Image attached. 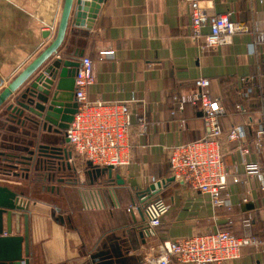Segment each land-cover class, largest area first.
Listing matches in <instances>:
<instances>
[{
  "label": "crops",
  "instance_id": "crops-1",
  "mask_svg": "<svg viewBox=\"0 0 264 264\" xmlns=\"http://www.w3.org/2000/svg\"><path fill=\"white\" fill-rule=\"evenodd\" d=\"M76 2L58 53L63 54L70 42L68 57L79 49L82 57L92 59L95 81L87 89L90 100L143 99L134 110L145 113L148 123L139 134L134 120L129 139L139 147L130 151L129 164L111 174H94L90 168L80 173L77 183L71 171L55 180H44L34 171L29 177L16 176L19 170L0 173V184L22 192L29 202V264H86L97 245L113 235L124 236L132 217L139 218L140 202L132 194L159 180H166V186L148 206L152 219L158 217L160 222L148 220L151 236L131 253L157 264L158 256L176 238L229 229L238 236L253 234L262 243L246 246L238 258L223 264H264V190L260 187L264 177L233 182V175L246 176L238 149L241 141L227 138L234 126H244L251 146L247 159L264 162V142L262 149L253 144L255 126L264 122V0H201L215 13L231 11L237 27L231 41L207 50L191 39L190 7L180 0H104L94 23L84 20V25L74 28ZM63 4L64 0H0V93L54 41ZM47 30L50 34L44 37ZM203 32H209V27ZM109 50L113 54L104 53ZM51 57L0 107V150L7 151L2 148L4 139L13 145L12 137L21 135L5 120L6 106ZM199 77L210 79V91L224 110L219 120L230 206L214 207L208 193L175 180L170 170L167 147L197 140L204 133L199 106L186 105L172 114L173 95L194 91ZM238 103L245 110H238ZM248 120L255 125L247 124ZM75 163L79 170L88 166L80 158ZM117 174L123 183L117 182ZM85 182L90 191L84 201L90 209L61 212L44 199ZM53 209L58 210L56 216H64V222L54 218ZM169 264L181 263L172 259Z\"/></svg>",
  "mask_w": 264,
  "mask_h": 264
},
{
  "label": "built area",
  "instance_id": "built-area-1",
  "mask_svg": "<svg viewBox=\"0 0 264 264\" xmlns=\"http://www.w3.org/2000/svg\"><path fill=\"white\" fill-rule=\"evenodd\" d=\"M190 7L192 17L191 39L199 44L201 50L218 47L231 41L237 32L232 12L215 13L201 0H180ZM209 27V32H203ZM113 54L112 50L104 51ZM95 81L93 61L87 56L81 58V65L75 77V98L77 111L64 131L65 144L62 158H45L42 172L57 175L71 171L80 181V173L90 168L117 169L130 162L129 153L139 145L129 139L134 120L138 123L139 134H143L147 125L145 113L135 112V105L143 99L132 97L128 100H90L87 89ZM196 89L187 94H175L172 97L174 109L184 110L186 105L199 106L204 123L203 136L187 143L167 147L172 177L193 189L210 195L214 207L231 205L228 192L229 171L223 157V129L219 120L223 107L218 98L210 91L211 81L207 77L195 80ZM245 110L243 105H236ZM135 117V119H134ZM247 124L252 125V120ZM255 125V124H253ZM229 140H240L238 149L241 154L246 178L233 175V182L254 181L264 177V162L248 160L251 146L246 142L245 128L234 126L227 134ZM264 142V122L255 126L253 144L262 149ZM142 146V145H141ZM66 154V155H65ZM75 158L91 165L79 170ZM91 171V170H90ZM83 181V180H82ZM264 190V179L260 183ZM159 224V218L151 220ZM6 234V232H4ZM262 243L253 234L238 236L229 229L199 233L179 237L169 242L165 252L157 258V264H169L174 259L181 264H223L236 259L246 246Z\"/></svg>",
  "mask_w": 264,
  "mask_h": 264
},
{
  "label": "water",
  "instance_id": "water-1",
  "mask_svg": "<svg viewBox=\"0 0 264 264\" xmlns=\"http://www.w3.org/2000/svg\"><path fill=\"white\" fill-rule=\"evenodd\" d=\"M104 0H77L74 13V28L94 23ZM74 0H64L63 9L54 41L0 93V107L8 100L23 83L40 68L53 54L48 65L34 76L19 96L6 106L5 120L17 127L13 130L21 133L16 143L7 145L0 150V165H5L1 174H11L19 170L16 176L29 177L31 171L44 180H55L53 174H44L42 166L45 158H62L66 142L64 131L68 128L77 111L75 98V77L81 65L83 52L74 49L67 56L70 42L63 54L58 53L64 42L68 21ZM50 31L43 35L48 37ZM14 126V125H13ZM24 136V137H22ZM21 143V144H20ZM66 155V154H65ZM91 165L90 162L87 163ZM112 168H99L92 172L101 174L112 172ZM90 172V170H87ZM117 182L123 183L120 174ZM59 181L64 182L63 178ZM77 182V181H76ZM166 186V180L151 182L144 189L137 190L134 195L140 202L138 215L132 217V223L125 230V235H113L109 240L97 245L89 253L86 264H150L143 261V255L137 252L141 245H146L147 237L151 236L148 220L152 219L149 202L154 201L160 188ZM22 192H17L7 185L0 184V264H29L30 226L29 202ZM56 220L64 222V216H56ZM15 219V227L13 221ZM22 219V223H21ZM23 228V230L21 229ZM6 232V234H4Z\"/></svg>",
  "mask_w": 264,
  "mask_h": 264
},
{
  "label": "rangeland",
  "instance_id": "rangeland-1",
  "mask_svg": "<svg viewBox=\"0 0 264 264\" xmlns=\"http://www.w3.org/2000/svg\"><path fill=\"white\" fill-rule=\"evenodd\" d=\"M92 186V185H90ZM95 186V185H94ZM91 187V188H94ZM27 188V187H26ZM25 188V190H26ZM36 189V188H34ZM33 190V188H31ZM62 191L61 194L58 195H48L44 199H50L48 202H52L56 204V206L59 208L61 212L67 211L69 213H73V211L79 210V209H90L92 207H87V204L84 200H86V197L89 193V185L87 182L80 185V188H74V189H60Z\"/></svg>",
  "mask_w": 264,
  "mask_h": 264
},
{
  "label": "flooded vegetation",
  "instance_id": "flooded-vegetation-1",
  "mask_svg": "<svg viewBox=\"0 0 264 264\" xmlns=\"http://www.w3.org/2000/svg\"><path fill=\"white\" fill-rule=\"evenodd\" d=\"M13 125H14V127H17L15 123H14ZM12 138H13L14 140H16V137H12Z\"/></svg>",
  "mask_w": 264,
  "mask_h": 264
}]
</instances>
